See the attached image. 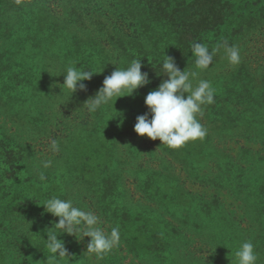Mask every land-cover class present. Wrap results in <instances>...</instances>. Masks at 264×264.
I'll return each instance as SVG.
<instances>
[{"label":"rangeland","instance_id":"rangeland-1","mask_svg":"<svg viewBox=\"0 0 264 264\" xmlns=\"http://www.w3.org/2000/svg\"><path fill=\"white\" fill-rule=\"evenodd\" d=\"M92 1L80 12L82 0H1L12 35L0 45L1 65L9 66L0 72V184L11 182L2 168L17 165L19 178L0 186V220L27 255L5 241L11 256L0 264H45L42 239L58 218L39 204L52 196L95 212L106 232L120 231L102 258L86 252L89 238L59 234L70 259L58 264H236L247 240L264 264V0L162 2L161 20L133 33L105 23L109 0ZM194 41L210 50L227 41L239 48L240 63L230 64L221 48L201 70L191 57ZM127 44L142 52L151 83L89 113L82 106L104 78L139 59L127 57ZM165 55L198 73L194 86L205 79L215 89V103L197 117L207 135L178 149L133 131L148 111L145 96L167 79ZM71 65L102 71L70 96L60 85Z\"/></svg>","mask_w":264,"mask_h":264},{"label":"clouds","instance_id":"clouds-1","mask_svg":"<svg viewBox=\"0 0 264 264\" xmlns=\"http://www.w3.org/2000/svg\"><path fill=\"white\" fill-rule=\"evenodd\" d=\"M221 48L230 64L240 63L239 48L229 45L227 41L217 44L211 50L206 44L194 41L191 43L190 52L191 57L195 58L196 67L201 70L209 68ZM141 68V59L132 60L126 68H115L104 78L95 95L88 98L82 107L89 113H95L109 101H112L113 107L117 98L132 96L135 90L151 83L148 73L141 72ZM162 69L167 79H163L155 90L145 96L144 104L148 111L136 117L133 131L151 140L159 139L161 145L170 149H178L189 141L203 139L207 135V128L197 117L203 116V106L215 103V89L205 79H200L194 86L193 79L198 73L180 70L172 57L165 55ZM98 73L74 65L68 66L61 73L64 81L60 86L66 88L70 96L78 90L86 91L87 86L83 82ZM50 147L52 151H59L56 140L51 141ZM50 164V160L44 162L45 167ZM41 179H44L43 175ZM39 205L43 206L46 213L58 218L52 227L46 230L47 239L41 238L46 242L49 253L45 264H58L60 259H70L65 242L57 238L61 233L76 238L79 233L78 241L89 238L86 252L100 258L120 242L118 227H112L110 232H106L101 226V218L95 212L75 206L71 199L52 196ZM234 255L236 264H257L259 259L251 240L241 243Z\"/></svg>","mask_w":264,"mask_h":264},{"label":"trees","instance_id":"trees-1","mask_svg":"<svg viewBox=\"0 0 264 264\" xmlns=\"http://www.w3.org/2000/svg\"><path fill=\"white\" fill-rule=\"evenodd\" d=\"M83 2L85 1L84 5L83 3L79 6L80 12L83 10H88V8L93 5L92 0H82ZM169 1H172L173 3L177 2L176 4L184 5V6H190L191 4H194L197 0H109L108 6L112 8V12L109 11H103L102 16L106 17V24L110 26V24L121 26L123 31L127 30L129 32H135L134 26L136 27L137 25L140 26L142 29L146 30L152 22L156 23L161 20L162 14H164V10L161 12L163 7H161L162 2H165L166 4ZM214 1H219V0H212ZM95 3V2H94ZM78 4V1H76V5ZM2 7V2L0 0V45H1V37L4 35L5 38L10 37L12 35V30L9 29L7 26L6 18L4 17V13L1 10ZM220 7H224V5H220ZM138 8V9H137ZM140 8V10H139ZM101 9V8H100ZM97 9L95 10L97 15H101V10ZM78 11V10H77ZM79 13V11H78ZM100 17V16H99ZM117 32V36H118ZM137 34V33H136ZM138 35V34H137ZM122 46V45H121ZM132 44H127L125 47L122 46V49L126 51L127 57L134 58L139 57L140 54L142 53L139 49H136V54L134 51H132L133 47ZM142 44L139 42V47L141 48ZM103 47V46H102ZM5 50L0 49V72L1 71H9V66L7 64L1 65V60L3 57H5ZM139 59H141L139 57ZM8 66V67H7ZM5 74V73H4ZM0 105L2 106V101L0 97ZM3 144L2 141L0 140V145ZM9 153H6L8 155ZM7 158V157H5ZM11 159L10 157L7 159L9 161ZM2 162V160H0ZM11 164V163H10ZM13 166V165H11ZM14 169L11 167H6L2 168V174L5 177H8V179H11V182L9 183H4L0 184V186L4 187L2 189H8L10 188L11 184L14 183L18 178L19 174L17 172V165H14ZM1 180V179H0ZM0 189V192L1 190ZM16 198H12L11 202H13ZM18 237L13 236L11 233V228L9 227V223H4L3 220H0V261L11 256L8 254L11 252L9 249V245L5 243V241H10L9 244H11L12 248L18 247V255H27V252L25 251V248L23 244L19 241H17ZM18 260V258L15 256V258ZM24 263V256L21 258ZM18 262V261H17ZM20 263V262H19Z\"/></svg>","mask_w":264,"mask_h":264}]
</instances>
